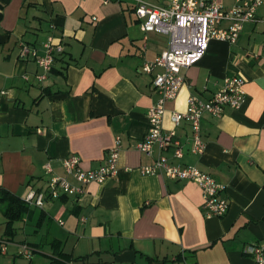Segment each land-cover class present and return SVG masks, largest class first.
I'll use <instances>...</instances> for the list:
<instances>
[{"label": "crops", "instance_id": "1", "mask_svg": "<svg viewBox=\"0 0 264 264\" xmlns=\"http://www.w3.org/2000/svg\"><path fill=\"white\" fill-rule=\"evenodd\" d=\"M217 1L225 9L237 5ZM135 2L0 0V189L24 200L53 174H65L68 155L96 168L115 137L123 141L118 173L109 181L88 184L80 196L29 205L12 239L4 235L6 218L0 222V252L11 255L10 264H22L20 258L26 264H256L243 246L264 241V3L236 43L211 40L167 103L164 127L175 132L184 155L176 157L173 147L163 153L225 185L230 207L217 217L207 215L195 182L140 171L154 159L137 145L159 96L154 74L140 69L168 47L169 36L150 32L144 39ZM49 34L65 50L40 81L36 61L19 58L20 42L42 53ZM237 74L247 79L245 101L236 109L225 106L220 116L204 113L205 149L193 152L189 122L175 125L172 113L185 111L191 95L210 99ZM23 244L33 249L31 258L22 253Z\"/></svg>", "mask_w": 264, "mask_h": 264}, {"label": "built area", "instance_id": "2", "mask_svg": "<svg viewBox=\"0 0 264 264\" xmlns=\"http://www.w3.org/2000/svg\"><path fill=\"white\" fill-rule=\"evenodd\" d=\"M109 0H105L108 2ZM264 0H237V5L225 9L217 0H170L166 5L136 0L135 16L145 33L158 32L169 36V45L155 59L144 61L141 71L154 74L153 85L159 96L148 111L150 127L137 148L150 157L149 164L140 167L143 174H160L178 180L195 182L203 194V206L208 216H224L230 207L229 199L224 196L225 185L212 175L187 164H175L163 153L169 147L174 148V155H184L181 141L174 131L164 127L167 103L175 99L184 84V70L198 63L208 50L213 39L236 43L245 22L255 19L258 8ZM55 29V24H52ZM264 50V43L262 45ZM65 50L64 43L54 34H49L43 43L42 53L25 41L20 42L19 58L34 59L40 69L37 77L45 81L54 68L56 57ZM255 56H258L257 54ZM28 76H26L27 78ZM247 79L242 74L226 77L224 84L210 99L196 95L188 98L185 111H175L171 119L175 125L187 121L191 127L192 151L203 153L205 143L201 135V121L204 113L220 116L225 106L238 108L246 99ZM123 149L121 136H116L114 144L105 155V162L96 168H85L77 154H70L63 159L65 174H53L46 187L31 190L24 201L28 205L42 207L47 199L62 195L80 196L86 186L92 182L105 183L118 173V161ZM47 170L51 171L49 165ZM22 253L32 257L33 249L28 244L22 245ZM5 251L6 247L1 246ZM243 252L252 256L256 264H264V241L248 242Z\"/></svg>", "mask_w": 264, "mask_h": 264}, {"label": "trees", "instance_id": "3", "mask_svg": "<svg viewBox=\"0 0 264 264\" xmlns=\"http://www.w3.org/2000/svg\"><path fill=\"white\" fill-rule=\"evenodd\" d=\"M0 209L6 218L4 235L12 239L16 235L17 230L15 223L21 221L30 212L31 208L17 194L8 189L1 188ZM64 257L66 256L64 255Z\"/></svg>", "mask_w": 264, "mask_h": 264}, {"label": "rangeland", "instance_id": "4", "mask_svg": "<svg viewBox=\"0 0 264 264\" xmlns=\"http://www.w3.org/2000/svg\"><path fill=\"white\" fill-rule=\"evenodd\" d=\"M3 220H5V217L3 216V214L0 212V222L1 221H3ZM46 248V247H45ZM36 257H42V258H45V259H47V260H49V257H47L46 255H44V254H42V253H36ZM10 260H11V255H3V254H1V252H0V264H10L9 262H10ZM26 262H27V259H25V258H20V263H22V264H26Z\"/></svg>", "mask_w": 264, "mask_h": 264}]
</instances>
